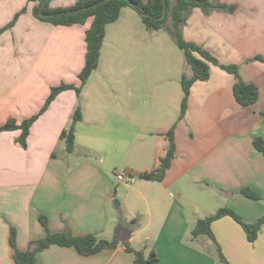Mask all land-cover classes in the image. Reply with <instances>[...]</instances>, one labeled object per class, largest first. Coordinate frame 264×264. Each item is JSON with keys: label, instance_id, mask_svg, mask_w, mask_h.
Listing matches in <instances>:
<instances>
[{"label": "crops", "instance_id": "crops-1", "mask_svg": "<svg viewBox=\"0 0 264 264\" xmlns=\"http://www.w3.org/2000/svg\"><path fill=\"white\" fill-rule=\"evenodd\" d=\"M30 1L0 0V28L11 21L19 4L26 6V14L5 30L6 40H0V125L9 118L20 122L37 113L52 86L61 82L79 85L77 75L86 50L84 34L92 18L83 24L53 25L30 17L36 5ZM218 1L224 9L192 10L182 27L183 37L208 50L220 63L238 64L243 79L257 85V101L248 106L238 104L232 94L233 75L209 63L208 79L196 80L190 87L186 114L174 129L175 155L160 181L140 178L139 174L155 168L165 154V133L178 107L180 112L181 98L175 104L167 97V106H157L160 116L167 115L162 126L149 123L148 113L136 115L130 101L125 113L130 131L126 144L118 147L117 162L125 164V173L138 178L133 200L140 202L131 203L139 221L128 241L145 253L153 247L157 264H181L184 260L214 264L216 254L209 246L215 242L208 236L206 241L200 235L193 237L191 231L198 219L219 207L238 212L245 205L252 213L246 222L264 213L239 193L244 187H252L264 195V156L253 145L255 136L264 139V60L254 59L256 55L264 57V0ZM124 74L129 79L131 72ZM87 81L78 95L74 89H66L55 96L30 126L25 148L16 142L20 129L0 132V264H15L9 244L11 226L16 230L19 249L28 248L31 241L44 235L40 214L47 217L52 232L69 231L74 236L92 233L107 240L114 237L109 231L115 220L110 202L112 198L118 201V192L115 187L112 191L109 169L101 161H97L98 167L75 169L78 162L69 157L77 151L78 128L91 125L80 100ZM135 92L130 86L129 93ZM147 92L143 84L137 89L139 106L147 107V101L141 99ZM76 107L81 119L74 125V148L67 152L59 135L70 125ZM90 135L86 131V142ZM169 186L175 187L178 197L187 192L202 198L213 187L231 194L221 205L180 200L167 203ZM211 230L229 264H264V224L253 242L228 215L215 219ZM139 238L144 246L133 244ZM37 257V264H134V253L120 240L114 247L89 255L78 253L72 246L50 245Z\"/></svg>", "mask_w": 264, "mask_h": 264}, {"label": "rangeland", "instance_id": "rangeland-1", "mask_svg": "<svg viewBox=\"0 0 264 264\" xmlns=\"http://www.w3.org/2000/svg\"><path fill=\"white\" fill-rule=\"evenodd\" d=\"M72 1L75 3L77 0H50L49 7L67 5ZM214 1L221 2L218 0ZM120 12L119 19L106 26L105 36L100 49L99 64L91 73L84 87L83 96L80 98L86 119L91 125L84 124L83 127L78 128L77 151L69 155L73 162H78L77 165L73 166L75 169L98 167V162L100 161L104 164L103 166L109 169V174L114 182L112 191L115 187L118 192V201L116 198H112L110 202V206L114 209L112 216L115 219L109 226V231L112 235L118 225L132 229L135 224L131 223V219H136V223L139 221V216L137 213H133L131 204L140 203L138 200L137 202L133 200L136 195L133 187L137 183L138 178L134 177L133 182L118 181L116 178L117 173H125V164L118 163L117 160L119 157L118 147H123L126 144V137L128 136V131H130V124L125 121L127 118L125 115L127 106L130 103H134L135 108L131 107L136 111V115H139L138 112L142 113L143 116L148 113L149 123L156 127L162 126L165 124L167 115L160 116L157 112V106H167L165 102L167 97L177 104L182 95L179 78L183 72L188 76L191 75V69L186 64L183 51L176 45L175 40L166 29H146L139 14L128 6L122 7ZM22 14H26V6L19 4V10L13 15L11 21L0 28L1 43L6 40L5 30L10 28ZM30 17L38 19L34 14V7L30 10ZM168 24H170V20H168ZM75 45L77 46V44ZM21 53L22 55L24 54L23 52ZM257 56H259V60L264 59L261 55ZM126 70L129 71V74L131 72L129 79L124 74ZM142 84L148 90V95L144 96V98L141 97L142 100L147 101V107L139 106L136 99L137 89ZM132 85L136 89L133 95L129 93V88ZM127 94H130V96ZM175 109H177V105L172 109V113ZM172 113L170 112L169 117L172 116ZM178 115L179 107L178 111L173 113L170 126L174 123L177 124ZM198 126V129H202L200 125ZM203 129L205 130V127ZM86 131L92 133L89 137V142L84 140ZM61 144L64 145V142ZM90 149L92 150L91 154L88 153ZM90 156L96 161L92 162ZM169 189L170 195L167 194V203L171 200H180L183 203H219L221 205L225 203V196L231 194L229 191L213 187L211 191L206 190L202 198L187 192L178 197L175 187L169 186ZM257 192L260 193L259 191ZM85 194L87 195L88 193L85 191ZM86 195L84 199H86ZM260 195L259 199L249 198L244 195L242 197L250 199L249 201L254 203V209H260V211L264 212V195L261 193ZM162 199L163 197L160 198L161 202ZM119 201L121 202L120 204H124V207H118ZM237 213L244 221L247 218L249 219L250 214H252L245 205H242ZM200 236L203 237L201 239L207 240V235L202 234ZM133 244L145 245L141 238L135 239ZM148 244L150 245V243ZM209 247L216 254L214 264H225L219 257L216 244ZM199 263L201 262L196 260L194 262L190 260L181 262V264Z\"/></svg>", "mask_w": 264, "mask_h": 264}, {"label": "trees", "instance_id": "trees-1", "mask_svg": "<svg viewBox=\"0 0 264 264\" xmlns=\"http://www.w3.org/2000/svg\"><path fill=\"white\" fill-rule=\"evenodd\" d=\"M36 2L34 14L41 21L49 22L53 25H71L83 24L89 17L91 22L85 30L84 41L86 44L84 64L77 77L79 85L61 82L50 88L49 94L39 109V111L27 118L17 122L14 118H9L0 125V132L3 130L20 129L16 138L22 147H26V139L30 131V126L36 118L44 112L55 96L63 90L74 89L78 95L82 86L86 83L88 77L98 65L100 49L105 36L106 26L115 22L121 8L128 6L134 9L140 16L142 23L148 30L166 29L173 37L176 45L183 51L187 66L191 69V75L182 73L180 83L182 97L180 101V112L177 121L181 120L187 111L188 96L190 87L196 80H207L209 77V63L219 66L227 73L233 75L234 83L232 94L236 102L242 106H248L255 103L258 99V87L255 83L243 79L239 65L235 63L224 64L213 56L208 50L195 42L187 41L182 34V27L194 8H200L205 12L216 9H224L225 5L212 0H77L74 4L67 7H49L50 0H31ZM170 20V24H168ZM254 59H259L255 56ZM264 60V59H263ZM81 119V111L76 107L72 114V121L67 128L60 131V138L65 141V149L71 152L74 148V125ZM174 123L165 133L168 140L165 154L159 158L158 165L150 170L143 171L139 174L140 178L151 180H162L166 170L169 168L175 155L174 142ZM253 145L264 156V139L260 136L253 138ZM239 193L253 199H259L260 193L251 187H244ZM232 217L243 228L246 239L253 242L257 239L258 233L264 224V215L258 217L252 222H246L231 207H219L213 214L200 218L195 223L191 234L193 237L207 235L212 239L219 252L222 262L229 264L224 257L220 246L216 243L211 223L222 216ZM40 224L44 229V235L31 241L26 249H19L16 246V230L10 227L9 244L12 248V258L15 264H37V254L42 249L50 245L72 246L82 255L93 254L102 248L114 247L119 239L113 237L111 240L97 238L94 234L89 233L82 236H74L69 231L52 232L48 227V219L45 215L40 214L38 217ZM134 225L136 219H131ZM126 250L134 253V264H157L158 255L153 247H150L145 253L143 249H135L130 246L129 241H124Z\"/></svg>", "mask_w": 264, "mask_h": 264}, {"label": "water", "instance_id": "water-1", "mask_svg": "<svg viewBox=\"0 0 264 264\" xmlns=\"http://www.w3.org/2000/svg\"><path fill=\"white\" fill-rule=\"evenodd\" d=\"M132 230L127 227H123L122 225H118L114 230V237L124 242L129 240L131 236Z\"/></svg>", "mask_w": 264, "mask_h": 264}, {"label": "built area", "instance_id": "built-area-1", "mask_svg": "<svg viewBox=\"0 0 264 264\" xmlns=\"http://www.w3.org/2000/svg\"><path fill=\"white\" fill-rule=\"evenodd\" d=\"M116 178L118 181H129V182L134 181V176L132 174H127V173H117Z\"/></svg>", "mask_w": 264, "mask_h": 264}]
</instances>
